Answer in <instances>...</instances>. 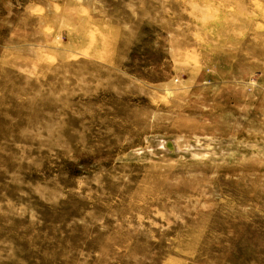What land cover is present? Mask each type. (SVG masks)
<instances>
[{
  "label": "rangeland",
  "instance_id": "1",
  "mask_svg": "<svg viewBox=\"0 0 264 264\" xmlns=\"http://www.w3.org/2000/svg\"><path fill=\"white\" fill-rule=\"evenodd\" d=\"M0 264H264V0H0Z\"/></svg>",
  "mask_w": 264,
  "mask_h": 264
},
{
  "label": "bare ground",
  "instance_id": "2",
  "mask_svg": "<svg viewBox=\"0 0 264 264\" xmlns=\"http://www.w3.org/2000/svg\"><path fill=\"white\" fill-rule=\"evenodd\" d=\"M156 148V147H154ZM203 150H205V155H207L208 157H211L213 155H216V154H222V155H225L226 154V151H223V148L216 146V147H213V146H210V145H207V146H204L202 147ZM189 150V149H188ZM191 150V149H190ZM189 150V151H190ZM193 150V149H192ZM201 150V148H200ZM160 151H163L165 152V154H179L182 149L179 148L178 144L175 142H172L171 144L170 143H167V142H161V147L159 148V152ZM188 151V152H189ZM195 152V151H193ZM162 153V152H161ZM197 154V153H195Z\"/></svg>",
  "mask_w": 264,
  "mask_h": 264
}]
</instances>
